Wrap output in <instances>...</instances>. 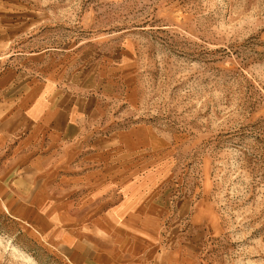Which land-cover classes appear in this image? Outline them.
I'll return each mask as SVG.
<instances>
[{
    "label": "rangeland",
    "instance_id": "obj_1",
    "mask_svg": "<svg viewBox=\"0 0 264 264\" xmlns=\"http://www.w3.org/2000/svg\"><path fill=\"white\" fill-rule=\"evenodd\" d=\"M27 1L44 18L31 47L92 65L110 129L145 137L122 157L143 199L120 209L110 187L93 202L110 238L172 225L208 264H264V0ZM51 178L55 193L86 192ZM12 203L0 200V264H62Z\"/></svg>",
    "mask_w": 264,
    "mask_h": 264
},
{
    "label": "crops",
    "instance_id": "obj_2",
    "mask_svg": "<svg viewBox=\"0 0 264 264\" xmlns=\"http://www.w3.org/2000/svg\"><path fill=\"white\" fill-rule=\"evenodd\" d=\"M35 9L27 0H0V200L17 202L22 230L62 264H208L181 228L173 235L171 225L163 236L154 226H132L130 238L118 241L95 219L93 202L110 187L122 190L120 209L143 199L130 194L140 180L128 176L122 157L145 137L139 128L110 129L104 79L92 65L81 71L75 58L63 65L54 49L31 47L44 22ZM55 175L86 192L55 193Z\"/></svg>",
    "mask_w": 264,
    "mask_h": 264
}]
</instances>
